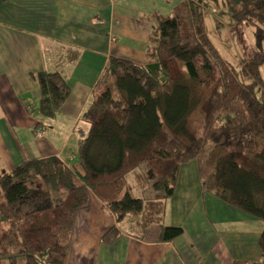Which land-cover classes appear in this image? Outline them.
I'll use <instances>...</instances> for the list:
<instances>
[{"label":"trees","instance_id":"trees-1","mask_svg":"<svg viewBox=\"0 0 264 264\" xmlns=\"http://www.w3.org/2000/svg\"><path fill=\"white\" fill-rule=\"evenodd\" d=\"M221 1L234 21L253 26L257 42L264 41V0ZM143 19L151 25L145 61L109 59L99 80L103 89L80 116L87 130L78 133L76 159H32L0 176V264H65L86 190L115 219L104 243L121 235V224L146 242L155 226L154 241L171 242L183 228L162 224L165 202L179 167L193 160L220 201L263 223L258 247L264 264V90L257 97L251 81L264 52H253L239 70L222 60L196 0H182L169 16ZM172 63L183 70L172 72ZM34 79L36 109L51 118L67 97L65 85L45 72ZM208 142L213 146L205 151ZM132 172L141 192L151 182L152 198L122 190Z\"/></svg>","mask_w":264,"mask_h":264},{"label":"crops","instance_id":"crops-1","mask_svg":"<svg viewBox=\"0 0 264 264\" xmlns=\"http://www.w3.org/2000/svg\"><path fill=\"white\" fill-rule=\"evenodd\" d=\"M6 1L0 7V176L32 159L74 161L78 133L87 130L80 116L101 91L99 80L109 59L143 64L150 31L143 18L169 16L182 0ZM40 72L59 77L67 91L51 118L36 109L40 96L34 77ZM211 184L205 188L196 161L179 167L162 224L180 226L183 234L168 243L142 241L127 234L124 224L116 240L104 243L115 219L86 190L65 264L256 261L263 223L220 201Z\"/></svg>","mask_w":264,"mask_h":264},{"label":"rangeland","instance_id":"rangeland-1","mask_svg":"<svg viewBox=\"0 0 264 264\" xmlns=\"http://www.w3.org/2000/svg\"><path fill=\"white\" fill-rule=\"evenodd\" d=\"M174 4L180 0H173ZM202 7L203 11V23L206 29V34L217 51L218 55L222 60L229 63L232 67L237 70L242 67L246 59L251 56L253 52L263 51L264 52V41L258 43L256 40L255 29L253 26L237 23L234 21L226 6L222 3L221 0H196ZM159 3H163L159 1ZM172 7V6H171ZM214 65L216 66V73L218 70L217 63L213 60ZM169 69L172 72L175 70L182 71L183 69L177 64L172 63L169 65ZM241 80L247 81L248 77L240 78ZM256 86L255 94L257 97L261 95L260 91L264 90V65H262L258 70V76L251 80ZM250 83V81H247ZM226 121L224 116L220 117V122ZM258 142V141H257ZM256 142V143H257ZM212 143L208 142L204 147L205 151H209L212 148ZM205 188L212 183L211 178L204 179ZM146 189L144 192H141V186L136 180V176L133 173H130L126 176V182H124L123 188H125L126 193L131 197H144L152 198L154 192L151 188V182L145 185ZM204 188V189H205ZM55 187L52 185L50 188L51 191H54ZM86 204V202H85ZM83 207V206H82ZM166 226L171 224H166ZM156 227L151 228V240L156 239L155 236ZM258 244V243H257ZM70 245V244H69ZM69 249V248H68ZM259 249V247H258ZM200 260H202L201 253L198 254ZM247 262V261H246ZM261 258L254 262H248V264H259ZM263 262V261H262ZM9 264V263H5Z\"/></svg>","mask_w":264,"mask_h":264},{"label":"bare ground","instance_id":"bare-ground-1","mask_svg":"<svg viewBox=\"0 0 264 264\" xmlns=\"http://www.w3.org/2000/svg\"><path fill=\"white\" fill-rule=\"evenodd\" d=\"M147 23H148V22H147ZM148 25H149V27H151V25H150L149 23H148ZM149 32H150V31H149ZM148 36H149V33H148L147 37H148ZM97 84H98V79H97ZM102 89H103V86H102ZM102 89H101V90H102ZM99 92H100V91H99ZM95 96H96V95H95ZM90 105H91V104H90ZM90 105H89V106H90ZM36 108H37V105H36ZM34 109H35V108H33V110H34ZM31 110H32V109H31ZM82 114H83V113H82ZM80 132H81V134H82V133H85L84 130H82V129H80ZM78 136H79V135H78ZM73 158H74L73 156L70 157V159H73ZM69 162H71V161H69ZM208 186L210 187V185H208ZM208 186H207V187H208ZM211 186H213V184H211ZM122 190H123V191H126L124 188H122ZM163 218H164V216H163ZM162 220H163V219H162ZM177 227H180V226H177ZM73 228H74V223H73ZM73 228H72V232H73Z\"/></svg>","mask_w":264,"mask_h":264}]
</instances>
